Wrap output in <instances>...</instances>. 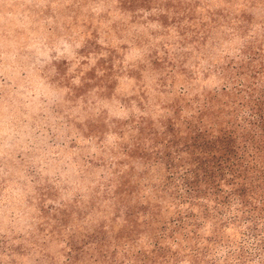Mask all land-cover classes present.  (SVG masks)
Instances as JSON below:
<instances>
[{
    "label": "rangeland",
    "instance_id": "1",
    "mask_svg": "<svg viewBox=\"0 0 264 264\" xmlns=\"http://www.w3.org/2000/svg\"><path fill=\"white\" fill-rule=\"evenodd\" d=\"M243 25L264 49V0H0V264L98 256L120 175L155 200L164 125L222 87Z\"/></svg>",
    "mask_w": 264,
    "mask_h": 264
},
{
    "label": "trees",
    "instance_id": "2",
    "mask_svg": "<svg viewBox=\"0 0 264 264\" xmlns=\"http://www.w3.org/2000/svg\"><path fill=\"white\" fill-rule=\"evenodd\" d=\"M248 31L237 30V62L217 69L222 87L164 125L176 130L160 143L167 174L152 189L156 199L132 203L131 178L118 176L111 204L120 234L96 239L98 256L71 247L68 264H264V49ZM142 236L146 250L121 256V238Z\"/></svg>",
    "mask_w": 264,
    "mask_h": 264
}]
</instances>
